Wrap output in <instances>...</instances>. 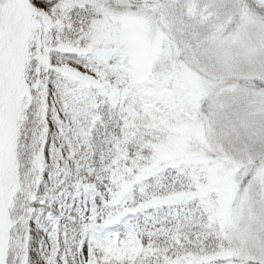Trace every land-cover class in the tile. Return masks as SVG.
<instances>
[{
	"label": "snow or ice",
	"instance_id": "1",
	"mask_svg": "<svg viewBox=\"0 0 264 264\" xmlns=\"http://www.w3.org/2000/svg\"><path fill=\"white\" fill-rule=\"evenodd\" d=\"M0 264H264V0H0Z\"/></svg>",
	"mask_w": 264,
	"mask_h": 264
}]
</instances>
